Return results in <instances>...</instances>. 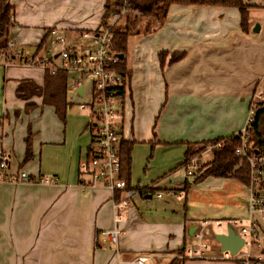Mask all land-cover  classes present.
Instances as JSON below:
<instances>
[{
    "label": "crops",
    "instance_id": "crops-1",
    "mask_svg": "<svg viewBox=\"0 0 264 264\" xmlns=\"http://www.w3.org/2000/svg\"><path fill=\"white\" fill-rule=\"evenodd\" d=\"M243 1L249 6L247 33L240 30V16L235 8L171 5L161 28L129 39L126 74L128 83L134 82V87L138 85L135 74L138 75L137 66L142 60L149 61L162 90L164 86L168 90L174 88L172 78L176 69L190 61L192 73L195 70L212 76L210 82L199 86L193 85L195 81L191 79L184 117L169 112L167 106L161 113V120L171 123L169 128H177L174 120L187 118L198 128L210 127L201 129L198 136L190 132L169 135L162 131L160 123L153 126L156 133L146 130L145 121L142 130L138 109L132 103L128 116H123L121 129L123 141L132 144L129 175L124 171L123 175L128 187L142 193L132 199L118 221L110 191L102 184L92 186L90 178L79 171L91 143L88 115L69 112L74 104L66 92L68 107L64 116L56 113L53 98L46 95L52 84L46 80L43 69L37 73L28 68L0 66V150L9 156L6 174L11 177L25 172L34 179L48 178L55 182L42 185L0 181V264H132L141 256H150L153 264H170L179 258V250L191 248L195 241L198 245L194 231L190 235L196 226L192 214L188 216L184 211L182 214L175 205V200H181L177 196L182 198V186L185 188L187 181L174 172L184 162L187 145L241 133L238 130L242 124L241 105L234 99L215 101L214 98L223 95L212 94L233 88L241 96H248L257 82L264 81V23L256 24L260 27L258 33L252 31L255 12L264 13V0ZM105 2L10 0L14 25L9 30V40L25 53L40 56L44 51L50 56L52 48L58 45L48 34L50 30L56 29L66 40L83 32L98 31L104 21ZM161 52H184L185 57L161 70L158 58ZM58 53L52 55L55 62ZM165 75L169 79H164ZM220 76L230 79L228 82L215 79ZM21 83L27 86L22 93L24 98H19L16 92ZM30 87L39 89L40 94H31ZM129 94L131 99L130 87ZM205 99L212 101L208 103ZM241 101L245 104V98ZM125 121L128 128L123 136ZM28 136L30 157L26 159ZM206 161L209 163L211 159ZM206 179L202 183L212 187L236 190L239 187L236 184L242 185L233 179L219 178L213 182ZM246 193L248 199L247 190ZM157 194L161 197L157 198ZM233 206L239 218L247 219V206L241 203ZM258 224L263 233L264 217L258 218ZM223 228L212 226L211 230L224 234L220 232ZM113 229L119 232L117 246L103 235ZM211 250L214 259L199 262L179 259L180 264H237L234 260H222L221 254H214L212 247ZM252 264H264V245L254 250Z\"/></svg>",
    "mask_w": 264,
    "mask_h": 264
},
{
    "label": "built area",
    "instance_id": "built-area-1",
    "mask_svg": "<svg viewBox=\"0 0 264 264\" xmlns=\"http://www.w3.org/2000/svg\"><path fill=\"white\" fill-rule=\"evenodd\" d=\"M131 11L126 0L118 6L111 16V22L102 25L93 33L83 32L78 34L76 40L89 42L84 47H66L55 58L40 57L37 54H28L19 49L15 42L8 41L5 48L0 49V66L41 68L50 75L62 71L66 77V96L71 99L84 98L87 100L78 104L80 109L88 115V130L91 133V143L87 157L79 164V171L90 178V184L95 186L102 184L112 195V208L115 220L122 217V212L131 204L132 199L141 194L142 190L127 186L120 178L121 161L120 147L123 141L122 123L124 116V97L128 85L127 74L119 73L115 67L121 62L118 55L113 52L111 45L113 40L112 28L119 20ZM53 36L58 45L65 46V37L59 35L56 29L48 32ZM81 89V91H80ZM264 104V81L257 82L252 90L248 104V117L244 129L240 133V146L234 154L248 166V190L247 219L217 220L197 222L194 238L198 245L194 248L184 249L179 258L184 260H209L213 258L211 246L202 237V231L215 226L217 229L239 228L238 234L243 239L242 248L231 256L228 252H221L222 260H234L237 264H252V250L259 249L258 242V218L264 217V151H255L246 142L247 130L254 122V116L260 105ZM220 144L215 147L219 148ZM215 147H209L206 151L211 153ZM205 152V153H206ZM204 153V154H205ZM203 155L191 157L183 162L186 175L193 176L199 173L202 165L208 162ZM9 165L8 154L0 150V181L24 184H54V180L48 178L34 179L25 172H20L8 177L6 170ZM118 198L116 199V197ZM161 195L157 194V198ZM178 199L181 195L178 194ZM196 224V222H195ZM109 241L117 246L119 232L117 229L103 233ZM220 246V245H219ZM245 250V252H244ZM132 264H153L150 256L136 258Z\"/></svg>",
    "mask_w": 264,
    "mask_h": 264
},
{
    "label": "rangeland",
    "instance_id": "rangeland-1",
    "mask_svg": "<svg viewBox=\"0 0 264 264\" xmlns=\"http://www.w3.org/2000/svg\"><path fill=\"white\" fill-rule=\"evenodd\" d=\"M247 6V5H246ZM249 8V6H248ZM132 16H139V13L137 12H131L129 13ZM256 20V24L264 23V13L262 11L257 10L253 16ZM111 17L107 20V23H110ZM123 21V17L119 20V22ZM147 22V19H141V23L138 26L139 30H141L140 35H145L146 33L142 32L145 23ZM77 35H75L71 40H66V45H57L54 46L51 50L50 53H52L50 56H52L54 53H57L66 47H84L86 45H89V42L86 40L83 41H78L76 40ZM131 46V43H129ZM58 53V54H59ZM43 57H50L46 56L45 52L42 51L40 53V56ZM141 55H144V52L142 51ZM53 58V56H52ZM128 58L130 60L131 58V51L130 49L128 50ZM58 63V62H56ZM129 67L130 62H128ZM135 64V62H134ZM192 61L189 63H184L183 67H179V70L176 69L174 76H173V89H169L168 87L164 86L163 90L161 89L157 83L159 78L155 75V73L152 71L149 61L147 60H142L139 62L138 67V75L135 74V82L138 83L136 87L133 86L134 82L131 84L128 83L126 87V93L124 97V115L128 116V113H130V110H132L133 107L138 109V115H139V123L141 126V129H144V123L146 121V130L151 129L153 133H156V130H153V126L155 125L156 127L159 125V123L162 125V131L165 132V134L169 135H179L182 133L190 132V134H196L197 136L201 133V129H207L210 126L209 125H200L198 128L197 126L194 125L193 122H190V119H182V120H174L175 123L177 124V128H169L168 125L171 123L167 120H161V113L165 110V107L167 106V109L169 112H172L178 116L184 117L183 113L187 112V108L185 106L186 103H188V96H190V93H188V86L191 85V79L195 81L193 85H203L204 83L210 82L212 80V76L208 74L207 72H199L193 70V73L191 72V65ZM186 65V66H185ZM18 67V66H16ZM18 68H23V67H18ZM28 68V67H24ZM207 69L208 66H206ZM41 70V68H28L29 71H34L37 72L38 70ZM39 70V71H40ZM210 70V69H209ZM39 71L37 73H39ZM42 71V70H41ZM211 73V71L209 72ZM173 74V73H172ZM164 79H169L168 75L164 76ZM217 80L221 81H226L228 82L230 78L225 77V76H220V77H215ZM221 84L224 82H220ZM227 85V84H226ZM129 87L131 89V99L129 93ZM253 90V88H252ZM252 90H251V95H252ZM170 96H169V93ZM195 95H200L199 97H203L204 94H195ZM206 95V94H205ZM212 95H223L221 97H216L214 98L215 101H229L231 99H234L237 101L238 105H241L240 107V116L242 117V124L238 130L242 131L246 125L247 117H248V104L251 98V95L241 96L240 91H233V88L229 92H215ZM170 98V101L168 102V98ZM247 97V100H246ZM209 98V97H206ZM245 98V104L242 103V99ZM87 98L84 97L82 98H71V102L74 104L69 112L73 115H86L79 107L78 104L82 103L83 101H86ZM206 102L210 103L212 100L210 99H205ZM134 103V105L132 104ZM168 103L170 104L168 106ZM133 105V107H132ZM176 105V106H175ZM221 112L224 114V110L221 109ZM195 113V111H194ZM130 115V114H129ZM195 119V118H192ZM185 121V122H184ZM150 126V127H149ZM197 127L198 129H194L192 131H189L190 128ZM127 124L126 121L124 122V134H126V129H127ZM130 128V126H129ZM200 137V136H199ZM204 153H201L203 155ZM207 156L205 157V160H209L212 158L211 153L206 154ZM199 156V155H198ZM204 165L201 166L200 170L203 168ZM176 173V176L180 177L182 181L186 180L187 183L189 184L187 189L185 190L184 185L182 186V198L181 200H175V205L176 208L182 212L183 211L187 213L188 216L192 214L190 217H193V220L196 222V227L199 228V225L197 222L201 221H206V220H232V219H242L239 218L236 215L237 210H235L233 205L239 206L241 203L242 206H247L248 199H247V193L246 190L247 188L242 186V185H237L239 187H236V190L231 189V188H222L220 186L212 187V184L207 185V183H202V181H197L195 182L194 179L199 175V173L193 175V176H188L186 175V172L183 168V166L176 167L174 174ZM206 179V178H205ZM208 182H213V181H219L221 179L219 178H207L206 179ZM235 184V183H233ZM181 186V185H179ZM170 192V191H169ZM248 192V190H247ZM166 194V192H164ZM175 194V193H174ZM173 194V195H174ZM164 201L159 200L158 202ZM177 210V212H178ZM180 213V212H179ZM235 217V218H234ZM234 230L236 232H239L238 227H234ZM221 233L225 232V228H223ZM217 232L211 230H203L202 231V237L204 241L208 244L211 245L212 249L214 250V254H220L219 251V244L213 240L214 236L216 235ZM258 241L261 243V245H264V232H261V229H258ZM214 241V242H213ZM196 247V241L191 244V248ZM257 248H253L252 250V256L254 254V250ZM245 252V250H244ZM181 258H176V260H179ZM184 260V259H181ZM199 262L198 260H196ZM203 261V260H202ZM222 261V260H221ZM219 262V261H217Z\"/></svg>",
    "mask_w": 264,
    "mask_h": 264
},
{
    "label": "trees",
    "instance_id": "trees-1",
    "mask_svg": "<svg viewBox=\"0 0 264 264\" xmlns=\"http://www.w3.org/2000/svg\"><path fill=\"white\" fill-rule=\"evenodd\" d=\"M127 5L131 11L139 13V16H132L129 12L123 17L122 22H118L112 28L113 40L111 48L117 55H123L121 62L115 67V70L119 73L126 74V55L129 39L137 34H140L138 26L141 23V19H147L145 26L142 30L144 33L155 32L161 28L166 19L168 9L171 5L178 6H193V5H211L218 7L235 8L238 10L240 16V30L244 33L249 31L248 29V6L244 4L243 0H126ZM122 3V0H106L105 2V15L103 17L102 25L107 23V20L117 10L118 6ZM13 7L10 4V0H0V49L5 48L9 41V30L13 27ZM185 57L184 52H161L158 55L160 69L163 70L165 66H171ZM48 77L46 80L52 85L48 87V97L53 98L54 107L56 113L59 116H64L63 111L68 107L65 101L66 90V77L65 74L60 71L55 75H50L46 72ZM49 86V84H48ZM27 86H23L21 83L17 88V96L24 98L23 91ZM31 94H40L39 89L28 88ZM35 91V93H34ZM45 96V95H44ZM246 142L255 151H264V104L260 105L254 116V122L247 130ZM220 144L219 148L215 146ZM130 142L122 141L120 147V161H121V173L120 178L124 180L128 186V180L126 176L129 175L130 168ZM240 146V133L237 136H233L225 139L208 140L200 143L187 145L184 161L198 156L201 153H205L209 147H215L211 150V161L199 171V175L195 178V182L205 178H224L233 179L247 185L248 182V166L245 162H240V159L235 156V150ZM30 157L29 136L26 140V159ZM183 165V163H182ZM200 170V169H199ZM188 184L185 182V190ZM183 250H179L177 253L180 255ZM180 260H172L170 264H180Z\"/></svg>",
    "mask_w": 264,
    "mask_h": 264
},
{
    "label": "water",
    "instance_id": "water-1",
    "mask_svg": "<svg viewBox=\"0 0 264 264\" xmlns=\"http://www.w3.org/2000/svg\"><path fill=\"white\" fill-rule=\"evenodd\" d=\"M260 30L259 25H255L254 29L252 30L254 33H258ZM119 59H123V55H118ZM81 91V89H80ZM193 230H190V235H192ZM215 242L220 245L221 252H228L231 256L236 255V253L242 248L243 246V239L234 232L233 229L228 228L226 233L224 234H216L214 236Z\"/></svg>",
    "mask_w": 264,
    "mask_h": 264
}]
</instances>
